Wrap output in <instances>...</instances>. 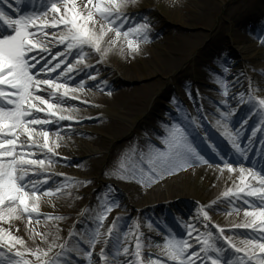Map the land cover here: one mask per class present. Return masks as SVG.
<instances>
[{
	"label": "snow or ice",
	"instance_id": "6c2138e0",
	"mask_svg": "<svg viewBox=\"0 0 264 264\" xmlns=\"http://www.w3.org/2000/svg\"><path fill=\"white\" fill-rule=\"evenodd\" d=\"M138 2L0 0V264H264V98L251 81L247 93L230 95L229 82L216 75L223 99L209 102L214 113L202 103L197 106L199 93L194 97L185 86L195 114L173 96L174 114L162 124L163 135L156 134L159 145L151 140L133 144L110 173L151 188L165 177L201 166L218 170L217 179L226 172L232 186L211 204L175 220L180 231L166 220L149 221V231L161 237L155 240L144 235L139 222L129 225L121 217L105 229L108 214L119 207V197L109 196L111 185L105 186L103 200L97 194L95 209L89 205L81 211L79 226L63 240L58 224L66 217L41 212L42 203L55 208L69 190L90 183L73 177L57 181L46 170L59 163V122L100 119L81 118V108L69 103L89 104L81 98L86 91L111 95L97 65L112 54L133 59L142 53L140 45L150 42L148 15L126 11ZM257 38L264 46V39ZM231 101L248 106V118L239 125ZM59 159L71 166L66 158ZM213 211L228 217L242 212L243 218L225 229L213 222ZM16 221L24 222L27 241L16 234ZM153 247L155 255L145 253Z\"/></svg>",
	"mask_w": 264,
	"mask_h": 264
},
{
	"label": "rangeland",
	"instance_id": "374dc122",
	"mask_svg": "<svg viewBox=\"0 0 264 264\" xmlns=\"http://www.w3.org/2000/svg\"><path fill=\"white\" fill-rule=\"evenodd\" d=\"M217 4H214L213 9L208 12L205 15V18L203 21L193 22L184 28L183 26H180L179 21H176L180 18L182 14H186L188 12L187 10H183L181 12H175L174 10L167 9L163 7V5L166 4V0L161 1V6L155 8L156 6H140L138 9L133 10V12H130L129 14L132 16H136V14L143 13L147 14L148 18L152 21L151 24V30L148 33L149 35V43L146 44H141L143 46H149V48L152 49H147L145 50V53L143 54V49L142 53L143 54L139 59H144L146 54H148L149 50H153L152 52H155L156 54L159 52L160 48H169L172 45H176L177 43L181 45V48H177L175 50V53L173 56H171L174 60V65L172 70H168L165 72L162 69H158V71H154V73H149L145 78H141L139 80H133V81H128L123 79L122 84L118 85V81H116V78L113 77L111 74H108L104 77L103 69H107V67L103 65H97L101 69V75L99 79L101 80H106L108 85L110 86V89L112 90H119V88L126 87L128 89H135L137 90V96H142L146 92H150L152 95V98L150 100V104H148L145 109L141 112L138 111V108H141L138 105H135V103L132 105L131 109L126 110L125 112L119 113L117 112V109L113 107L114 101L112 99H108L109 101L106 102L109 106L103 104L102 106L100 103H102L101 98H98V100L94 101V104H99V107H91L90 104H85L81 105L79 104L78 101L73 100L69 101L70 104L78 106L81 108L82 111H89V109H92V111H96L100 114H103L104 116L111 118V119H117L120 122H123L126 127H131V131H134V127H132L133 123L137 124L141 121H144V117L146 112H153L156 110L155 115L153 119L155 122L152 121H146V124H148L154 131L161 132L162 131V122L165 120H168V115L167 111H170V113L174 112L173 105L171 104V98L170 96L173 95L174 93L177 95L179 94V90L184 89L185 86H189L190 89H193L192 94L195 97L197 92L199 93V96L196 97L195 101L199 104H204L205 109L207 112H215V108L212 106L210 101H214L215 103L219 104L221 97L218 93L219 91L214 87V86H208L204 81V83L196 84L194 83L197 81V77L195 73H193L194 69H199V71L202 69L205 71L206 74L210 75L212 74H218L217 72H214L215 69L213 66H211V61L207 59H211V57H215L218 59L219 57H224V59H227V61L220 62V68L219 71H222V75H224L225 79L229 82V87L231 89L230 95L235 94L239 95L240 92H245L247 93L248 91V85L249 82L251 81L252 86L255 88V86H258L257 88L260 89L258 91L260 94L257 93L259 97L264 98V86H259L258 82H262L261 78L264 80V62L263 61H256L252 59V61H248L245 59L243 55V50H241L242 45L236 44V34H233L234 29L229 25V21H227L225 18L227 17V8L229 2L226 0H220L216 1ZM229 6L232 10H235L234 13H239L240 11L243 14V11L245 10L250 11L251 9L254 10L256 7L258 8L257 11L251 12L254 15H264V7L258 6V1L257 0H234ZM256 6V7H255ZM233 13V14H234ZM240 18V16H238ZM221 26L223 27L221 29ZM215 28H219L214 30ZM250 29V28H249ZM233 30V31H232ZM237 30L238 33L242 34L243 36H246L248 38V42L245 44V47H249L251 51L252 57L257 54V52L260 49H264V46L261 45L260 39H262V36L260 35H248L246 32L248 31L247 29H235ZM183 32L186 36H188L187 40L189 44L191 45L193 42H196L197 45H194L192 47V50L186 49L187 47L183 48V45L181 42H174L170 41L169 34H180L179 32ZM218 31L219 33V38L222 40V44L219 45V47L214 48V54L209 52V48L205 47L204 49V55L206 56V61L202 57V59L198 58V46H199V39H202V42H207L213 35V32ZM239 35V34H238ZM173 36V35H172ZM201 42V46L203 45ZM155 44H158L156 48L159 49H154ZM200 46V47H201ZM92 64H95L96 61L95 59L91 60ZM140 63V62H139ZM144 65V63H142ZM195 64V65H194ZM138 66V64H137ZM142 69H145V74L148 73L146 67L148 68L147 64L144 66H140ZM139 68V66H138ZM227 68L228 71L225 72L224 69ZM109 69V68H108ZM209 72V73H208ZM219 75V74H218ZM222 77V76H220ZM121 80L122 78L119 77ZM116 81V82H115ZM192 82L194 84H192ZM88 84H94L95 82L93 81H88ZM232 83H235V87H231ZM197 85V86H195ZM111 90V94H112ZM92 93L98 94L100 97L106 96L103 95L102 93L96 92L95 90L91 91ZM219 95V96H216ZM82 99H86L87 101H90L92 103L94 97L90 96H85L83 95L81 97ZM178 98L183 102L184 105L188 103V95L186 93L185 97L184 95L179 94ZM203 98V99H201ZM231 105L234 109H242V110H248L247 105L243 104H238L236 101H231ZM153 109V110H152ZM158 110V111H157ZM82 113L79 114L81 118L83 117H93V118H100L95 114H88V115H81ZM92 120H98V119H92ZM92 120H87V119H81V122L79 124L75 122H70L67 121L66 125V130L65 132H61L62 137H68L70 140H74L77 142H82V140L86 139L88 136L90 138L97 139L99 138L98 135L93 133L92 131L94 130V127L97 125L96 122L92 123ZM62 122V121H61ZM85 122V123H84ZM148 122V123H147ZM157 122V123H156ZM159 122V123H158ZM132 123V124H131ZM137 138H144L146 135L144 134V129H140V131H137ZM142 135V136H141ZM81 137H85L84 139ZM159 137L152 138V142L154 144L159 145L158 139ZM121 140L116 143L117 148L120 147ZM162 147V145H161ZM83 151L84 149L81 148ZM103 155L102 159L99 157L96 160V167H95V174H92L90 176V179L88 180H81V181H86L90 182L87 183L86 186L81 185L82 191H80L76 195L77 200L83 201V209L87 206H89L91 199L96 200L98 203L97 199V194L100 196V200H103V193L106 191L105 186L111 185L114 189L113 192L114 195L119 197V205L120 207L114 208L115 212L113 213L112 216H108L107 220L105 221V226L106 228L111 225L112 221L115 220L117 217L125 218L128 219L129 225H132L133 222H139L141 225L140 230L144 233L145 236L152 237L155 240H160L159 236H156L155 232L149 231L147 227V223L151 221V218H165L168 215L171 216V214H175V216H179L178 218L181 220L183 218H187L186 215H180L175 212H168V210H164L161 208L160 210H153L149 208V204H144V205H137L135 203L129 202V199L127 198L126 191L129 188V183L119 181L116 179L115 176L109 177L110 173L113 171L115 168L116 164L114 163L115 160L118 161L120 157V152L109 150L108 152L102 151ZM87 155H83L81 153H74L70 155L69 157V162H71V166L69 167H74L77 164L89 159V157H85ZM60 157H64L61 154H58L57 159L59 160V163L55 166L58 169H66L67 166H65V160H60ZM65 158V157H64ZM112 161V162H111ZM107 173V174H106ZM206 171H204L200 176L190 179L186 182L187 189L194 190V193L199 196L200 191H204L207 188L212 187L214 184L217 182V178L213 180L212 182L207 181L210 185H207V182L204 179ZM208 174L210 172H207ZM52 176V179H55L57 181H63L64 177H73L72 173H67L66 171H58V170H53V172L50 173ZM62 174V175H61ZM216 175H218V172H216ZM77 179L76 177H73ZM78 180V179H77ZM181 185V184H180ZM191 194V193H189ZM190 202V207L189 213L193 211V214L195 213L196 208L200 205L199 201L196 200L193 196L191 199H186V202ZM60 207H62L58 200L55 201V208L56 211H58V215H63L66 217V219H70L71 221V228L78 225V220L82 219L81 217V211L75 215L71 214H64L61 210ZM152 207V206H151ZM220 208L223 209L224 212L228 211V208L226 205L221 204ZM45 213L44 211H41ZM188 213V214H189ZM236 215L233 213L232 216ZM181 216V217H180ZM211 216L213 217H219L220 219L216 220L215 223H217L219 226L225 224L224 218H227V216L213 211L211 212ZM64 219V220H66ZM63 222V220H62ZM89 222V221H88ZM153 222V221H152ZM64 223H61V228L63 232V235L67 237L68 231L66 228H64ZM152 249L145 248V253L147 254L149 251H152ZM100 246L98 245V248L96 252H99ZM155 255V253H152Z\"/></svg>",
	"mask_w": 264,
	"mask_h": 264
},
{
	"label": "bare ground",
	"instance_id": "6f19581e",
	"mask_svg": "<svg viewBox=\"0 0 264 264\" xmlns=\"http://www.w3.org/2000/svg\"><path fill=\"white\" fill-rule=\"evenodd\" d=\"M162 0H139V2L135 6H130L126 11L127 13L133 12V10L138 9L140 6H156L155 8L161 6ZM216 1L220 0H166V4L163 5V7L174 10L175 12H181L183 10L189 9L186 14H182L180 18L176 21H179L180 26H183L184 28L186 25L193 23V22H199L203 21L205 18V15L210 12L213 9L214 4H217ZM229 2L228 8H227V17L225 18L227 21H229V25L234 29H247L249 32H246L248 35H260L262 34V37L264 38V15H254L251 12H255L258 10L256 7L254 10H245V12L240 11L239 13H234L235 10H232L229 6L234 0H226ZM254 1V0H252ZM258 6L264 7V0H257ZM234 13V14H233ZM240 16V18H238ZM223 27L221 26V29ZM250 28V29H249ZM219 29L215 28L214 30ZM233 31V34H236V44L242 45L241 50H243V55L245 59L248 61H252V59L256 61H263L264 62V49H260L254 57L251 55V51L249 47H245V44L248 42V38L246 36H243L242 34L238 33L237 30ZM180 34H169L170 41L174 42H181L184 47H187L186 49L192 50V47L194 45H197L196 42H193L191 45L189 44L185 34L183 32H179ZM239 34V35H238ZM173 35V36H172ZM203 38L199 39V46H198V58L202 59V57L206 61V56L203 54L205 47L209 48V52L214 54V48L219 47V45L222 44V40L219 38L218 31L213 32V35L207 42H202ZM202 42V46H201ZM158 44H155L154 49L156 48ZM201 46V47H200ZM141 49H143V54L145 53V50L152 49L149 48V46H143L140 45ZM239 47V46H238ZM177 48H181L180 44L172 45L169 48H160L159 52L156 54L155 52H152L153 50H149L148 54L144 57V59H139L143 54L135 56L133 59H123L119 57L116 54L110 55L108 60L103 64V66L107 67V69H103V76L104 77L108 74H111L113 77L116 78V81H118V85L122 84L123 79L128 81L133 80H139L141 78H145L149 73H154V71H158V69H162L167 72L168 70H172L174 65V60L171 56L174 55L175 50ZM211 61V66L218 71L220 68V62L227 61V59H224V57H219L216 59L214 56L211 57V59H207V61ZM92 61H90L91 63ZM140 62V63H139ZM144 63V65L142 64ZM139 68H138V66ZM147 64L148 68L146 67L148 73L145 74V69H142L140 66H144ZM195 65V64H194ZM82 67V66H81ZM109 68V69H108ZM193 73H195L197 77V81L194 83H204L207 82V85H213L218 91L219 86L215 84V82L212 80V75H208L205 73L204 70L194 69ZM121 77L122 80L119 78ZM79 79V77H77ZM115 81V82H116ZM262 82H258L259 86H264V80L261 78ZM212 82V83H209ZM258 86H255L257 88ZM112 90V89H111ZM181 95H186V92L184 89H181L178 91ZM137 90L135 89H128L126 87H120L119 90H112V94L110 96H103L100 97L96 93H92L91 91H86L85 96L94 97L92 103L89 101V104H94L95 100H98V98H101L102 103L100 105L102 106L106 102H108V99H112L113 107L117 109V112H125L128 109L132 108V105L135 103V105L140 106L141 108H138V111L141 112L145 109V107L150 104V100L152 98V95L150 92H146L142 96H137ZM260 94L259 92H257ZM179 94H173L170 96L171 100L173 96L178 97ZM261 95V94H260ZM219 96V95H216ZM258 96V95H257ZM170 100V101H171ZM195 104L197 105L196 101ZM99 105V104H98ZM107 106H109L106 103ZM204 105V104H203ZM192 107L195 111V108L193 106V103L189 105ZM198 106V105H197ZM205 106V105H204ZM153 110V109H152ZM158 111V110H157ZM156 110L153 112H146L144 121H141L137 124L133 123L132 127H134V131H131V127H126L123 122H120L119 120L111 119L103 114H100L96 111H92V109H89V111H81V115H88V114H95L100 119L98 120H92L93 122H96L97 125L94 127V130L92 131L96 135L99 136V138L94 139L90 138L88 136L86 139L82 140V142H77L74 140H70L67 136L63 137V139L60 140L61 147L57 149L58 154L63 155L67 162H69L70 155L74 153H81L83 155H87L85 157H89V159L79 163V166L69 167L67 166L66 169H58L56 167H53L51 169H47L46 171L48 173L53 172V170L58 171H66L67 173H72L73 177H76L78 180H88L90 179V176L92 174H95V167H96V160L102 156L104 152H108L110 149L113 151L120 152V155L127 149H129L133 144H139L144 145L145 141L152 140V138L157 137L158 131H154L148 124H146V121H152L155 122L153 119L155 115ZM79 113V114H80ZM167 113H170V111H167ZM172 113V112H171ZM168 117V115H166ZM102 121V122H101ZM85 123V122H84ZM148 123V122H147ZM157 123V122H156ZM159 123V122H158ZM161 123H164L161 121ZM166 123V122H165ZM132 124V123H131ZM59 131L65 132L67 121L59 122ZM55 130V126H52ZM144 129V134L146 135L144 138L140 139L137 138V131H140V129ZM160 136L163 135V128L162 131L158 133ZM142 136V135H141ZM159 137V136H158ZM159 139V138H158ZM121 140L120 147L117 148L116 143ZM159 142V140H158ZM154 143V142H153ZM84 149L83 151L81 150ZM112 162V161H111ZM114 163H117V160L114 161ZM204 171H206L204 175L205 181L212 182L217 178L216 172L218 170L208 168L207 166H203V168H196V169H189L187 172H180L175 174L174 176L165 177L164 180L160 181L159 183L153 185L151 188H141L140 185L134 183V182H126L129 183V188L125 192L127 195V198L129 199V202L135 203L137 205H144L149 204V208L153 210H160L163 208L164 210H168V212H175L178 214L186 215V217H189V209L188 205H190V202H186V199H191L193 196L196 200L199 201L200 205H207L211 204L212 201L216 200L221 193L225 190L226 187H231V181L227 179V173L225 172L223 176L220 179H217V182L215 187H211L205 189L204 191H200L199 196H197L196 193H194V190L187 189L186 182L190 179H194L198 176H200ZM207 172H210L209 174ZM109 177H113L109 175ZM122 181V180H119ZM125 182V181H123ZM181 184V185H180ZM207 185H210L207 182ZM81 186V185H80ZM78 186L77 188H73L70 191V195H66L58 199L59 204L62 206L60 207V210L64 214H71L75 215L79 213L81 210H83V201L77 200L76 195L82 191L81 187ZM191 193V194H189ZM111 197H117L114 195V193L109 194ZM104 198V197H103ZM93 209H95L98 206V202L96 200L91 199L90 204ZM152 206V207H151ZM120 207V205H119ZM41 211H44L45 213L55 212L56 214L58 211L46 202L42 203ZM115 210L113 209L112 212L108 214V216H112ZM189 213V214H188ZM193 214V211L191 212ZM175 215V214H173ZM183 217V216H182ZM243 218V213L241 212L239 216L234 215L227 218H224L223 227L225 229H228L231 227L232 222H237L240 219ZM220 219L219 217H213L212 220L215 222L216 220ZM167 222L170 221V219H165ZM71 221L70 219H66L59 222L58 227L61 228V223H64V228L71 229ZM90 222V221H89ZM156 222V219L154 220ZM16 227L19 229V231L16 233L17 235L23 237L26 241L28 240V236L25 233L24 229V222L22 221H16L15 222ZM106 229V226H105ZM105 229H102L104 231ZM45 230V229H41ZM51 231L55 232V229H51ZM237 232H243L246 230H236ZM59 235L61 239L63 240L66 238L65 235H63V232H59ZM39 243V241H37ZM29 246L34 247V245L29 241ZM98 246L96 247L95 251L97 250ZM152 253L157 252V249L154 247V249L151 251Z\"/></svg>",
	"mask_w": 264,
	"mask_h": 264
}]
</instances>
